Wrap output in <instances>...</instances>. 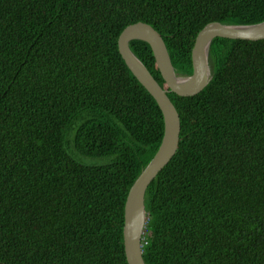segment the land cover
<instances>
[{"label":"trees","instance_id":"16d2710c","mask_svg":"<svg viewBox=\"0 0 264 264\" xmlns=\"http://www.w3.org/2000/svg\"><path fill=\"white\" fill-rule=\"evenodd\" d=\"M263 19L264 0H0V264H129L124 204L164 120L127 24L190 74L205 22ZM130 45L163 85L150 43ZM210 62L200 92H169L180 140L146 191L147 264H264V38L216 36Z\"/></svg>","mask_w":264,"mask_h":264},{"label":"water","instance_id":"95a60500","mask_svg":"<svg viewBox=\"0 0 264 264\" xmlns=\"http://www.w3.org/2000/svg\"><path fill=\"white\" fill-rule=\"evenodd\" d=\"M216 36L246 39L264 38V19L253 23L205 22L198 30L192 49L193 72L178 74L165 39L150 23L138 20L127 24L119 33V49L128 66L152 93L164 120V132L159 148L131 186L124 204L122 227L124 251L129 264H147L142 254V238L147 212L146 191L149 184L175 155L180 140V115L169 97L170 91L193 95L202 90L212 78L210 48ZM147 40L154 52L165 83L162 85L144 61L134 52L130 41Z\"/></svg>","mask_w":264,"mask_h":264}]
</instances>
